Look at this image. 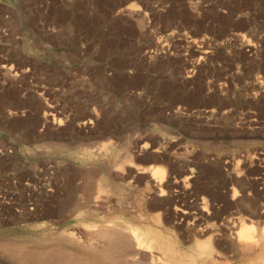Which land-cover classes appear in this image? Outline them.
<instances>
[{
  "label": "rangeland",
  "instance_id": "obj_1",
  "mask_svg": "<svg viewBox=\"0 0 264 264\" xmlns=\"http://www.w3.org/2000/svg\"><path fill=\"white\" fill-rule=\"evenodd\" d=\"M0 204V243L264 264L236 240L264 227V0H0Z\"/></svg>",
  "mask_w": 264,
  "mask_h": 264
},
{
  "label": "bare ground",
  "instance_id": "obj_2",
  "mask_svg": "<svg viewBox=\"0 0 264 264\" xmlns=\"http://www.w3.org/2000/svg\"><path fill=\"white\" fill-rule=\"evenodd\" d=\"M149 168L151 170V179L156 184H158V186H159L165 179L164 169L157 167V166H153V167H149ZM96 192H97V190H96ZM92 195H90V196H92ZM0 207H2V204H0ZM1 210L2 209L0 208V211ZM30 210L32 212L34 210V208L30 207ZM258 215H260V214H258ZM254 227H255V225L253 226V224H250V225H248V223L247 224H245V223L240 224L239 231H238L237 238H236L237 243L239 245L237 247V248H239L238 253L241 251V253L247 252V254H248L250 251L256 252V250L258 248L262 247V246L260 247L259 245L261 244L260 242L262 241V239H264V227H262L260 229V232L258 233L259 236L257 235ZM150 234L151 233H149V235H147V238H143L138 234L137 231L134 230V231L130 232L128 234V236L126 237V236H121L115 230L100 231L99 233H97V235H98L97 237L91 238L92 235L91 236L88 235L89 236L88 239L90 241L88 244L89 246L87 245L88 248L86 251H80L78 248L74 249L75 247L82 245L81 244L82 242L81 243L73 242V239L71 241H67V240L63 241L62 239L57 238V237L56 238L52 237V238H47V239L45 238V239L37 240L34 242H27V241L1 242L0 243V250L9 251L10 254L15 252L16 255H14V253H13V254H11L12 257L14 259H18V261L25 263V264H34L35 262H36L35 264H37V261L45 262L44 264H46L48 261H50L52 263V260H55V264H143L141 261H142V258H144V257L142 256L141 252L142 251L148 252L149 243H148L147 239L152 238ZM85 241H86V239H85ZM85 241L83 242L84 244L86 243ZM263 244H264V242L262 243V245ZM85 247H83V249ZM209 247H210L209 241H207L205 244L199 245L197 247L198 251H199L198 255L200 257L204 256V254L207 252L206 250H209ZM81 249H82V247H81ZM262 249H264V248H262ZM262 249L260 250L261 254H259L260 252L256 253L259 255L258 259L259 258L264 259L263 258L264 252H262ZM32 251H39L40 254L38 255V253H37V255L36 254L33 255ZM75 251L77 253H75ZM169 251H171V249H169ZM150 254H151V252H150ZM139 255H141L142 257ZM241 255H243V253ZM254 257H256V256H254ZM153 258H154V256H153ZM144 259H146V258H144ZM148 259H151V257ZM156 260L152 259V261H156ZM159 260L162 262V258H160ZM146 261L144 262L145 264L147 263ZM175 261L170 262L168 260L167 263H165V261H163L164 263L163 262L162 263L158 262V263H160V264H177L176 263L177 261L176 262ZM148 262L150 263L151 261H148ZM210 262H212V261H209V263ZM149 263H147V264H149ZM191 263H193V262H191Z\"/></svg>",
  "mask_w": 264,
  "mask_h": 264
}]
</instances>
